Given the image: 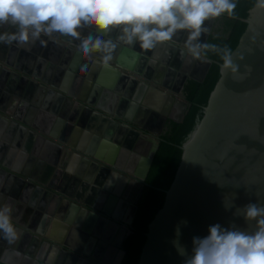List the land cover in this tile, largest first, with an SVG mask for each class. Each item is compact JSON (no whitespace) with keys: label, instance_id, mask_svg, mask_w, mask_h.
<instances>
[{"label":"water","instance_id":"obj_1","mask_svg":"<svg viewBox=\"0 0 264 264\" xmlns=\"http://www.w3.org/2000/svg\"><path fill=\"white\" fill-rule=\"evenodd\" d=\"M217 19L207 22L208 31L201 36V41L207 42ZM246 22L247 29L232 53L239 71L221 73L208 105L204 108L201 122L183 145L180 166L172 187L167 191L164 207L150 224L140 264H183L185 257L178 253L173 241L178 240L190 255L192 238L205 237L208 227L213 224L254 230L253 224H246L235 212L238 207L249 202H264V10L254 6ZM112 35L114 37L116 33ZM43 39L47 48L41 51H35L34 47L38 46L33 44L12 46L10 54L14 58L17 54L22 62L38 64L35 71L31 70V65L27 69L19 67L24 73L20 81L15 83L12 73L0 66V112L42 130L47 137L39 139L46 146L41 157L46 161L54 162L53 149L58 151L59 156V153H63V146L59 145L70 142L73 161L82 160L83 166L89 162L96 171L100 166L95 160L104 162L107 166L102 165L100 170L101 173L104 171V175L98 179L95 169H91L81 184L83 188L87 184L94 188L105 182L108 189L113 184L117 186L119 179L115 174L110 175L113 171L111 167H115V160L124 149L131 153L134 150V153L140 155L134 176L148 186L147 177L161 144L158 138L153 141L154 147L144 151L146 141L151 140L148 133L161 137L170 121L179 123L183 120L188 108V102L182 95L185 84L188 79L203 82L212 62L208 58L207 62L190 61L183 54L186 39L183 32L154 51L144 52L136 48L139 59L132 66L119 59L120 53L129 55L126 48H119L111 69H104L99 64L82 59L75 53V46H67L62 43L63 40ZM4 61L8 65L11 63L9 57ZM85 64L88 68L82 71ZM55 71L56 80L52 77ZM27 83L31 87H27ZM128 105L139 111V116L136 114L138 112L134 115L122 113V108ZM12 106L17 110H13ZM39 106L42 107L40 114L44 113L43 116L51 111V123L47 117L46 123H43L42 116L40 122L39 116L36 118L35 110ZM131 122H135L139 130L131 129ZM5 127L0 124V133ZM85 129L94 135L92 146L87 144L83 136ZM20 131L27 133L22 125ZM36 137L30 131L29 138ZM138 138L140 140L134 143ZM17 139L22 140L23 137L17 135ZM51 139L60 141L58 147L54 146ZM139 145H144L142 151ZM81 166L78 168L76 162L74 168L70 165L67 171L83 176ZM3 173L6 177L2 181ZM21 173V169L11 161L10 155H6V145L0 144V185L4 182L9 195L43 212L44 223H40L39 227L31 221H16L37 232L39 237L34 236L36 245L44 240L45 248H40L39 255L34 257L37 259L34 264H54L60 249L52 242L49 244V236L57 237L64 245L88 258L84 259L64 249L62 257L66 255L70 260L67 264H76L78 259L79 264H98L93 260L101 261L100 264H110L103 249L122 245L133 229L127 227L120 233L118 231L122 226L113 222L116 220L105 218L95 211L106 217L121 219L120 209L116 207L128 176L122 175L123 181L115 192L102 189L95 199H88L86 205L93 206V211L72 204L68 223H54L57 221H51V212L45 209L42 200L53 196L57 202L67 205L68 197L82 200L83 192L77 194L79 179L68 193L57 188L49 177L35 173L34 181L43 186L38 189L42 193L25 200V194L12 187L18 179L16 174ZM57 191L62 194H56ZM30 208L27 212H33ZM60 226H65L66 230L63 232ZM177 228L180 231L178 237ZM68 229L71 230L69 237L66 236ZM95 244L99 245L100 253L94 252ZM36 251L37 248L34 254ZM125 255L124 249L116 264H122ZM5 261L8 260L4 257L1 263L5 264Z\"/></svg>","mask_w":264,"mask_h":264},{"label":"clouds","instance_id":"obj_2","mask_svg":"<svg viewBox=\"0 0 264 264\" xmlns=\"http://www.w3.org/2000/svg\"><path fill=\"white\" fill-rule=\"evenodd\" d=\"M238 0H0V44L23 47L43 38L60 39L71 45L82 59L111 69L117 50L129 55L119 59L129 66L139 59L136 48L154 51L181 32L186 34L183 54L190 61L207 62V53L221 57V73L238 72L227 46L201 41L208 31L207 22L227 16L236 19ZM255 8L264 10V0H255ZM85 30L89 34L83 35ZM113 33L116 35L113 37ZM88 65L81 70H87ZM227 210V207H226ZM249 231L236 226L208 227L205 237H193L189 255L178 240L173 241L183 264H264V202H249L235 212ZM186 223V221L184 222ZM11 204H0V238L13 243L19 238ZM177 237L180 235L176 229Z\"/></svg>","mask_w":264,"mask_h":264},{"label":"flooded vegetation","instance_id":"obj_3","mask_svg":"<svg viewBox=\"0 0 264 264\" xmlns=\"http://www.w3.org/2000/svg\"><path fill=\"white\" fill-rule=\"evenodd\" d=\"M0 31H12L11 28L5 26L3 29H0ZM89 33L88 30H85L82 34L87 35ZM67 46H70L66 42H62ZM78 41H74L71 45L77 44ZM33 45H37L38 47H34L36 50L35 51H41L43 49L47 48V43L41 44L40 42H36ZM12 46L9 45H4L0 44V66L3 67L4 69L9 70L12 73V77H14V82L16 83L17 81H20V78L24 73L19 69H27L31 65V70L35 71L36 66L38 65L37 62H32L30 65L29 63H25L19 60L18 55L16 54L15 58L10 54L12 50ZM41 48V49H38ZM8 57L11 59L10 65H8L4 59ZM13 58V60H12ZM27 65V66H26ZM29 65V66H28ZM42 72H45V67L42 68ZM58 72V69H57ZM64 72L60 75V79ZM10 78L12 80L13 78ZM53 79L56 80L57 78V73L55 71V74L52 76ZM33 79V78H32ZM9 80V81H10ZM13 81V80H12ZM9 84V83H8ZM8 84L6 85V88L8 87ZM25 84V82H24ZM27 87H31L29 83H27ZM83 87V86H82ZM81 87V88H82ZM183 95V94H182ZM13 110H17L13 106L11 107ZM131 110V112H129ZM36 118L39 116V122H40V116H42V121L43 123H46V117L48 118L49 122L51 123L52 119L50 117L51 111L46 112L47 116H43V114H40L42 112V107H38L36 110ZM138 112V113H136ZM122 113H130V114H137L139 116V111H136L135 108H133L131 105H128L127 107L124 106L122 108ZM24 120V119H23ZM122 123H124L121 120H117ZM103 122V120L97 124V127ZM0 124L5 125L6 127L2 130L0 133V144H5L6 145V155H10L11 161H13L16 166H18L22 173L21 174H16L18 179L15 180L14 185L12 187H16L19 190L22 191V193L25 194L27 200L31 196H39L42 192L38 191V189H42L43 186L40 185L38 182L34 181V174L35 173H40L44 177H49L51 181H54L57 188H62L66 192H70L74 184H76V180L79 179L78 185V191L83 192V199L78 201L77 199L70 198L69 199V204H64L63 202H57V200L53 197H44L42 200V205L45 207L46 210H50L49 217L51 221H57L54 223H68L69 221V216L68 214L70 213L71 205L75 204L79 206L80 208H85L86 210H89L90 212L93 211L94 207L92 206H87L86 201L88 199H95L97 197L98 193H101V190H107L108 192H115L116 188L118 187L119 183H121L123 180L122 175H127L128 180L126 181L124 185V189L122 191V195L120 200L117 203L116 209H120V216L121 219L117 220L115 217H106L104 214H101L98 211V214L102 215L105 218L111 219V220H116L113 221L115 223H119L122 226V229L120 227V230L118 232L122 233L124 232L125 228H132L133 225L131 222L134 219H136V216L138 214V211L140 209V203L142 201V198H144L145 194L147 196L148 192L150 191L146 186L143 185L141 182H139L134 174L137 170L138 162L140 160V155L138 153L129 152L128 150H123L120 154V157H118L115 160V167H111L113 171L110 173V175L115 174V177L119 179L117 186L114 184L111 185V189H108L107 187V182L103 183L101 186L94 187L91 186L90 184H87L84 186H81L82 183H84L85 178L89 175V172L92 168L91 163H85V165H82V160H78L77 162V167L79 168L81 165V169L83 171V176L78 175V173L75 172H68L67 168H69L70 165L74 168V163L75 161L72 160V148L69 146V143H62L60 144V141L57 139H51L52 143L55 144L54 146L58 147L63 146L61 152L59 153V156H57L58 151L56 149H53V157H54V162L46 161L41 157V154L45 151L46 149L45 144H43L42 140H39L41 137H47L43 134L41 129H35L31 126H27L23 124L21 121L18 119L14 118L13 116H10L8 114H4L3 112H0ZM128 124V123H127ZM20 125L24 126L27 129V133H22L20 131ZM129 125V124H128ZM40 126L42 124L40 123ZM168 126V125H167ZM131 129H137L139 130V127L136 125L129 126ZM30 131L34 132L37 137L34 139H30ZM165 133V132H164ZM8 134V136H7ZM17 135H21L23 137L22 140L17 139ZM148 135L151 136V141L157 140L158 138L162 140V137H158L157 135H151L148 133ZM83 136L85 137V140L87 141L88 145L92 146V133L89 129H85ZM8 137V141H7ZM140 140V138L136 139L134 143H137ZM7 141V142H6ZM140 146V145H139ZM152 146L154 147L153 143L150 144L148 142L145 145V150L151 149ZM144 145L140 146L139 150H143ZM71 161L73 164H71ZM99 164V168L95 169L97 178L103 174L104 171L101 173V166H107L104 162L100 160H95ZM69 162V163H68ZM50 166V167H49ZM126 171H125V170ZM67 171V176L65 175ZM73 171H76L75 169ZM78 177H77V175ZM6 174L1 175V180L2 178H5ZM8 177V176H7ZM148 179V177H147ZM3 181V180H2ZM12 182V181H11ZM143 185V186H142ZM115 186V187H114ZM132 186L134 187L132 190ZM8 189L7 186H5V183L3 182L2 185H0V204L2 203H8L12 205L13 208V217H14V223L17 226V229L20 233L19 238L13 242V243H8L6 240L0 238V264L1 260L5 257L8 261H5V264H10L16 263V264H34L37 259L34 257H37L40 252V248H45L44 247V240L45 238H42V242L39 245H36V240L34 239V236H38L37 232L34 230H31L27 227H24L22 224L17 223L16 221H31L32 223L36 224V227H39L40 223H44L42 221V215L43 212L40 210L30 208L28 204H23L20 203L19 199L13 197L12 195H9L6 190ZM58 195H61L62 193L57 191ZM149 195V194H148ZM64 197H67L65 195H62ZM145 196V197H146ZM145 199V198H144ZM55 201V202H54ZM94 203V202H93ZM57 205V206H56ZM33 210V212H27L28 209ZM60 229L64 232L65 226H60ZM71 229V228H70ZM67 230L66 236L69 237L68 235L71 233V230ZM117 232V233H118ZM126 234V233H125ZM130 235V234H129ZM66 237V238H67ZM47 241L49 244L52 242L53 244H56L59 252L55 257L54 264H67L70 262L69 258L64 256L62 257V251H67L68 253L76 254L79 256H82L84 259H88L87 257L83 256L82 253L77 252L75 249L64 245V243L60 242L59 239L52 238V237H47ZM127 238V237H126ZM125 242V241H124ZM124 242L122 245H114L113 247L109 246L108 248L103 249V252H105L107 258L110 261V264H116L119 260V257L122 254V251L124 250ZM32 246V247H31ZM49 246V245H48ZM95 253H100L101 249L99 248L98 244H95ZM37 248L36 253L34 254L35 249ZM65 249V250H64ZM67 253V254H68ZM10 255H13L10 257ZM61 255V256H60ZM97 262L98 264L101 263L99 260H93ZM103 263V262H102ZM76 264H79V259L76 262ZM82 264H85L83 262ZM104 264V263H103Z\"/></svg>","mask_w":264,"mask_h":264},{"label":"trees","instance_id":"obj_4","mask_svg":"<svg viewBox=\"0 0 264 264\" xmlns=\"http://www.w3.org/2000/svg\"><path fill=\"white\" fill-rule=\"evenodd\" d=\"M255 6V0H238L236 19L221 16L206 43L227 46L233 53L237 48L242 35L247 29L246 19ZM212 62L210 70L203 82L188 79L183 89V97L188 102V108L181 122L170 121L163 134L160 148L156 154L148 175L147 199L138 211L133 232L124 242L126 255L122 264H140L143 249L148 239L150 224L164 207L167 191L172 187L177 170L180 166L183 145L190 139L204 116V108L208 105L210 96L221 78V57L212 52L207 53Z\"/></svg>","mask_w":264,"mask_h":264},{"label":"crops","instance_id":"obj_5","mask_svg":"<svg viewBox=\"0 0 264 264\" xmlns=\"http://www.w3.org/2000/svg\"><path fill=\"white\" fill-rule=\"evenodd\" d=\"M7 27H8V26H7ZM12 30H13V29H12ZM25 61H26V60H25ZM131 123H132V124H130L131 126H132V125H136V124H135V122H131ZM136 126H137V125H136ZM137 127H138V126H137ZM165 132H166V131H165ZM148 142H150V144H152V143H153V141H151V140H150V141H146V143H145V144H147ZM142 186H143V185H142ZM133 188H134V187L132 186V190H133ZM146 199H147V197H145V199H144V198H142V201H141V203H140V206H142V204H144V203H145ZM53 226H54V225H53ZM11 256H13V255H10V257H11Z\"/></svg>","mask_w":264,"mask_h":264},{"label":"rangeland","instance_id":"obj_6","mask_svg":"<svg viewBox=\"0 0 264 264\" xmlns=\"http://www.w3.org/2000/svg\"><path fill=\"white\" fill-rule=\"evenodd\" d=\"M145 196H146V194H145ZM145 196H144V198H145ZM147 196H148V194H147ZM147 196H146V197H147Z\"/></svg>","mask_w":264,"mask_h":264}]
</instances>
